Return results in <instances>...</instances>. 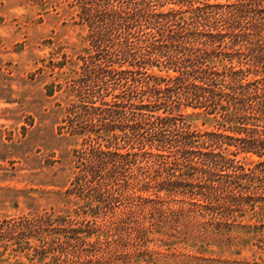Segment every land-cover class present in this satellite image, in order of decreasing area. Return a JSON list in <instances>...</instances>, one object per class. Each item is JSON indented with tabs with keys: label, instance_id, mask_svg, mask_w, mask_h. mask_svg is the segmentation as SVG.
Wrapping results in <instances>:
<instances>
[{
	"label": "trees",
	"instance_id": "1",
	"mask_svg": "<svg viewBox=\"0 0 264 264\" xmlns=\"http://www.w3.org/2000/svg\"><path fill=\"white\" fill-rule=\"evenodd\" d=\"M77 1L99 58L116 64H100L97 73L106 84L118 81L122 92L99 112L93 106L70 116L71 135H84L86 147L74 151L77 171L67 193L84 189L90 204L127 206L111 225L134 223L143 240L182 233L184 212L163 208L180 195L200 207L214 233L245 217L264 232V76L249 77L252 68L264 74V0ZM221 58L228 60L222 67L215 61ZM181 107L204 110L220 127L194 126L173 114ZM242 153L259 161L246 168L237 160ZM96 207L83 213L95 218L102 213ZM73 217L47 213L1 223L0 264H28L3 256L30 249L40 264H96L84 260L86 242L103 226ZM166 227L172 231L158 235Z\"/></svg>",
	"mask_w": 264,
	"mask_h": 264
},
{
	"label": "rangeland",
	"instance_id": "2",
	"mask_svg": "<svg viewBox=\"0 0 264 264\" xmlns=\"http://www.w3.org/2000/svg\"><path fill=\"white\" fill-rule=\"evenodd\" d=\"M81 4L77 0H0V224L47 213L95 220L97 225H93H102L104 231L87 239L90 255L83 259L92 258L96 264H264V232L255 229L248 217L214 233L200 217V207L190 206L180 195L166 199L163 208L184 212L179 224L182 233L171 239L166 235L163 240L158 236L143 240L134 223L119 229L111 225L126 216L127 206L115 201L93 200L90 204L92 198L84 196V189L67 193L77 171L74 151L86 147L84 135H71L70 116H79L88 107L105 108L122 92L118 81L108 79L106 84L103 73H97L100 64L107 69L116 64H111V58H99L89 27L80 17ZM92 56L93 62L87 66ZM215 61L221 67L228 63L222 58ZM90 68L96 73H89ZM255 69L250 78L264 76ZM158 114L165 112L161 109ZM173 114H183L203 130L220 127L204 110L181 107ZM237 160L251 168L259 158L242 153ZM96 206L102 208L99 216L83 213L88 207L98 209ZM105 210L109 212L105 214ZM140 217L149 225L150 219ZM161 231L158 235L172 230ZM33 241V245L39 243ZM27 252L9 251L3 258L12 255L11 260L40 264L32 249Z\"/></svg>",
	"mask_w": 264,
	"mask_h": 264
}]
</instances>
